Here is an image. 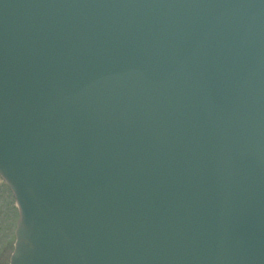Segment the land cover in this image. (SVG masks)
<instances>
[{
	"label": "water",
	"instance_id": "1",
	"mask_svg": "<svg viewBox=\"0 0 264 264\" xmlns=\"http://www.w3.org/2000/svg\"><path fill=\"white\" fill-rule=\"evenodd\" d=\"M9 264H264V0H0Z\"/></svg>",
	"mask_w": 264,
	"mask_h": 264
},
{
	"label": "rangeland",
	"instance_id": "2",
	"mask_svg": "<svg viewBox=\"0 0 264 264\" xmlns=\"http://www.w3.org/2000/svg\"><path fill=\"white\" fill-rule=\"evenodd\" d=\"M17 211L11 193L0 179V264H8L14 244Z\"/></svg>",
	"mask_w": 264,
	"mask_h": 264
}]
</instances>
